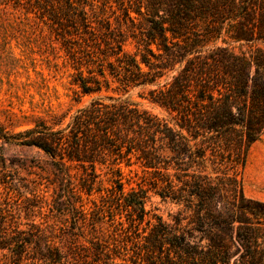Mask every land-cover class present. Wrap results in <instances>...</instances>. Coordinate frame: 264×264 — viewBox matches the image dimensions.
Wrapping results in <instances>:
<instances>
[{
    "label": "trees",
    "instance_id": "1",
    "mask_svg": "<svg viewBox=\"0 0 264 264\" xmlns=\"http://www.w3.org/2000/svg\"><path fill=\"white\" fill-rule=\"evenodd\" d=\"M33 1L41 13L49 6L78 96L100 94L110 77L147 87L167 117L97 96L66 121L54 115L0 134L49 155L65 180L57 196L79 211L88 229L79 235L89 244L74 232L62 242L35 225L1 231L8 264H113L127 243L135 258L170 264H230L237 244L244 252L233 264H264V202L246 197L241 179L248 149L264 131V0H113L116 8L109 0ZM128 38L133 53L124 49ZM121 163L138 164L146 188L125 191ZM148 190L180 206L173 225L148 218ZM94 192L87 219L81 195ZM114 215L125 216L126 229L117 223L124 235L99 236ZM195 231L207 241L199 250L203 236Z\"/></svg>",
    "mask_w": 264,
    "mask_h": 264
},
{
    "label": "rangeland",
    "instance_id": "2",
    "mask_svg": "<svg viewBox=\"0 0 264 264\" xmlns=\"http://www.w3.org/2000/svg\"><path fill=\"white\" fill-rule=\"evenodd\" d=\"M101 1L93 2L100 5ZM109 1L116 8L115 2ZM48 10L41 13L43 11L33 0H0V134L23 131L40 119L49 123V116L54 115L65 114L66 121L75 109L97 96H103L104 100H107L106 96L126 99L159 117H167L164 109L147 98V87H124L110 77L108 89L103 87L100 94L78 96V88L72 83L75 70L51 31ZM110 20L113 21V15ZM124 49L133 53L135 42L128 38ZM251 156L253 160H250ZM119 167L125 191L138 184L146 188V174L138 164L127 166L121 163ZM61 176L56 173L49 155L41 149L6 142L0 137V233L7 231L13 234L35 225L46 235L51 232L57 235L62 242L69 238V232L77 233V241L89 245L79 235L83 228L84 233L88 231L87 227H80L82 219L79 211H72L66 195L57 196L59 186L65 183ZM241 179L245 196L264 202V132L248 149ZM102 185H109L106 177ZM99 194L81 195V203L87 213L92 209L91 199L98 202ZM79 204L75 202L76 207ZM144 206L151 222L160 218L169 225L174 224L175 215L181 209L152 190L147 191ZM183 216L184 213H181L180 217ZM86 218H89V213ZM187 220L181 219L180 224L185 225ZM119 221L123 223V228L117 224ZM110 222L112 225H109ZM126 226L124 215H114L113 221L102 223L97 234L105 238L112 234L123 236L122 229ZM194 235L197 239L203 236L197 248L199 250L206 245L205 234L195 231ZM137 251L127 243L125 249H119L124 259L115 257L113 264H170L166 258L160 262L135 258ZM242 252L244 249L237 244L230 246V264ZM9 257L8 251L0 248V264H8Z\"/></svg>",
    "mask_w": 264,
    "mask_h": 264
},
{
    "label": "crops",
    "instance_id": "3",
    "mask_svg": "<svg viewBox=\"0 0 264 264\" xmlns=\"http://www.w3.org/2000/svg\"><path fill=\"white\" fill-rule=\"evenodd\" d=\"M263 132H264V131H263ZM262 134H263V133H262ZM262 134H261V135H262ZM253 158H254V157H253V156H251V159H250V160H253Z\"/></svg>",
    "mask_w": 264,
    "mask_h": 264
},
{
    "label": "bare ground",
    "instance_id": "4",
    "mask_svg": "<svg viewBox=\"0 0 264 264\" xmlns=\"http://www.w3.org/2000/svg\"><path fill=\"white\" fill-rule=\"evenodd\" d=\"M250 167V166H249Z\"/></svg>",
    "mask_w": 264,
    "mask_h": 264
}]
</instances>
